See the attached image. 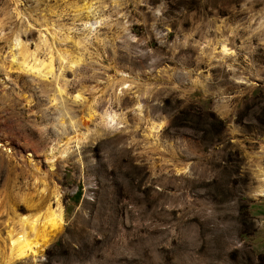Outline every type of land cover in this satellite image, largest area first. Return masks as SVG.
Wrapping results in <instances>:
<instances>
[{
  "label": "rangeland",
  "instance_id": "obj_1",
  "mask_svg": "<svg viewBox=\"0 0 264 264\" xmlns=\"http://www.w3.org/2000/svg\"><path fill=\"white\" fill-rule=\"evenodd\" d=\"M0 264H264V0H0Z\"/></svg>",
  "mask_w": 264,
  "mask_h": 264
},
{
  "label": "bare ground",
  "instance_id": "obj_2",
  "mask_svg": "<svg viewBox=\"0 0 264 264\" xmlns=\"http://www.w3.org/2000/svg\"><path fill=\"white\" fill-rule=\"evenodd\" d=\"M222 51H226V46L225 44L222 47ZM11 58L9 60V62L12 64L15 63L16 58L14 55H12L11 53ZM29 56L30 55H24L23 56V64L29 63ZM28 60V61H27ZM33 63L31 65H27L29 67L30 70H33L35 72L40 73L42 71L43 68H47L48 72L51 71L52 69V59H49V61L47 63H45L44 61H37L34 57L32 58ZM27 220L26 217H23L21 219V222L25 223V221ZM60 222H61V210L60 208H55V209H50L47 212V215L44 218V221L40 223V225L43 227V229H46L48 227L50 228H57L60 226ZM31 226L34 230H36L38 223H31ZM33 242L30 241L27 238L26 234H22V235H18L16 237H13L11 239V244H10V254L11 255H16V256H22L24 254H26L27 252H35V244H32Z\"/></svg>",
  "mask_w": 264,
  "mask_h": 264
}]
</instances>
